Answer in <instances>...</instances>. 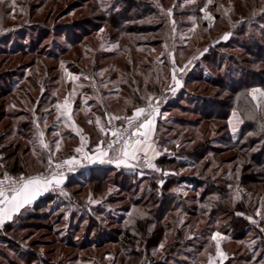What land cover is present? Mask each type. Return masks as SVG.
<instances>
[{
	"label": "rangeland",
	"instance_id": "1",
	"mask_svg": "<svg viewBox=\"0 0 264 264\" xmlns=\"http://www.w3.org/2000/svg\"><path fill=\"white\" fill-rule=\"evenodd\" d=\"M254 89L264 0H0V129L26 149L11 176L63 173L43 219L31 204L0 228V264H264ZM136 108L156 109L153 147L118 165L105 145Z\"/></svg>",
	"mask_w": 264,
	"mask_h": 264
},
{
	"label": "snow or ice",
	"instance_id": "2",
	"mask_svg": "<svg viewBox=\"0 0 264 264\" xmlns=\"http://www.w3.org/2000/svg\"><path fill=\"white\" fill-rule=\"evenodd\" d=\"M203 11V9H201ZM225 35L224 39H227ZM175 80V76H173ZM178 83V82H177ZM259 93L260 97L264 98V91L260 89H254L253 93ZM253 100H257V96H252ZM261 101H258V104ZM67 99L65 100V106L67 107ZM57 108L60 106L57 105ZM156 109H153L152 112H148L145 108H136L135 112L127 119V124L130 127H133L134 130L125 134L126 130H116L112 131V136L116 137L115 140L107 144L108 149H113L114 146L119 143L121 146L117 149L119 155L115 158L116 163L119 164H128L129 161H136L141 156L147 157V149L151 148L152 145L148 143L149 134L154 128V113ZM70 120V116L68 117ZM110 119H121V117H111ZM99 122V121H97ZM91 123V121H89ZM101 131H104L102 128ZM42 136L43 133H40ZM135 138V139H134ZM103 143V142H101ZM41 144L47 148L46 144ZM59 145L57 144V149ZM77 152L80 149H76ZM107 151L101 153V155L106 156ZM76 161L73 158L72 160L64 161V164L73 165ZM49 165L51 166V159H49ZM128 166H133L128 164ZM148 166L153 167L151 161H148ZM61 164H56L55 168H61ZM63 182V173L62 172H53L50 176H45L43 174L37 176L29 177H20L9 185L8 190H0V224H3L5 219L11 220L12 213L19 211L20 208L30 204L35 200L41 193L48 191L51 187H58ZM4 181H0V185H3Z\"/></svg>",
	"mask_w": 264,
	"mask_h": 264
},
{
	"label": "trees",
	"instance_id": "3",
	"mask_svg": "<svg viewBox=\"0 0 264 264\" xmlns=\"http://www.w3.org/2000/svg\"><path fill=\"white\" fill-rule=\"evenodd\" d=\"M254 44H256V41L254 42ZM259 47H260V45H255V48H259ZM256 59H258V58H256ZM136 103H139V102H136ZM1 107H2V104H0V111H1ZM0 114H1V112H0ZM10 133H11V131L9 130L8 126H6L5 129H0V177L4 176L5 174L17 176V173H22V174L26 173V168H25L26 161L24 159V153H23V152H25L26 149L22 147L20 142H16L15 140H13V141L9 140ZM216 160H218V159H216ZM204 163H205L204 167H202V168H204L206 170V168L209 167L208 166L209 164H207L208 163L207 160ZM213 171H214V169H213ZM46 197H47L46 195L41 196L39 199H37L33 203V210H31L27 213V218H30V217H38L41 219L44 218L45 213L41 210L44 206H46ZM168 199L169 198H167L161 202L163 204H166ZM171 199L175 200V197H173ZM20 213L15 215V217L19 216ZM243 222H244V220H243ZM6 224H8V222L5 223V225ZM234 230H235L236 234L242 233L244 231L243 226L239 225V224L234 225Z\"/></svg>",
	"mask_w": 264,
	"mask_h": 264
},
{
	"label": "built area",
	"instance_id": "4",
	"mask_svg": "<svg viewBox=\"0 0 264 264\" xmlns=\"http://www.w3.org/2000/svg\"><path fill=\"white\" fill-rule=\"evenodd\" d=\"M114 129L116 130H126L125 134L127 135L128 133H130L131 131L134 130L133 127H130L128 124H126L123 127H119L116 126ZM116 137L111 136V138L109 139V141L106 143L105 148H107V144L113 140H115ZM115 146L120 147L121 145L119 143H117ZM108 149V148H107ZM144 160V159H143ZM18 178H15L11 175L8 176H2L0 177V181H4L3 185H0V190H8L9 185H11L14 181H16Z\"/></svg>",
	"mask_w": 264,
	"mask_h": 264
},
{
	"label": "crops",
	"instance_id": "5",
	"mask_svg": "<svg viewBox=\"0 0 264 264\" xmlns=\"http://www.w3.org/2000/svg\"><path fill=\"white\" fill-rule=\"evenodd\" d=\"M151 134H152V132L149 134V137H148V143H150L149 141L151 140V139H150ZM152 147H153V146H152ZM152 150L154 151V149H152ZM147 152H149L148 149H147ZM44 193H45V192L41 193V194H40L35 200H33L30 204H28V205H26V206L20 208L19 211H17V212H13V213H12V219L15 217V215H17V214H19L21 211H23V209L27 208L29 205L33 204L37 199H39L41 196H43ZM0 207H4V205H0ZM12 219H11V220H12ZM9 221H10V220L5 219L4 223H3V224H0V228H1L5 223H7V222H9Z\"/></svg>",
	"mask_w": 264,
	"mask_h": 264
}]
</instances>
